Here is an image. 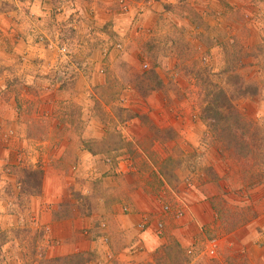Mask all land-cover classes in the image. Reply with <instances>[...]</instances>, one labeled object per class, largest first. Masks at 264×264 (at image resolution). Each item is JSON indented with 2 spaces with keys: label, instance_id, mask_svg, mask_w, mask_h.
I'll return each instance as SVG.
<instances>
[{
  "label": "rangeland",
  "instance_id": "obj_1",
  "mask_svg": "<svg viewBox=\"0 0 264 264\" xmlns=\"http://www.w3.org/2000/svg\"><path fill=\"white\" fill-rule=\"evenodd\" d=\"M218 87L248 122L243 137L254 138L235 154L218 138L220 123L204 119ZM248 112H258L254 121ZM77 148L105 172L79 177L81 188L66 191L68 200L48 204L31 171L56 164L72 176L77 161H86L74 158ZM124 158L141 175L151 170L156 214L181 199L190 207L188 193L201 196L199 203L209 199V213L192 218L198 233L186 247L166 234L172 263L156 251L162 244L142 259L216 264L223 234L243 226L225 228L233 212L264 220V199L246 201L264 197V0H0V264H118L97 249L58 255L49 210L56 204V220L76 200L91 210ZM86 182L95 197L83 190ZM161 193L169 197L164 202ZM139 215L138 229L148 222L165 236L152 210ZM212 238L219 243L214 254L207 251ZM252 244L260 255L264 238ZM131 246L144 251L139 240ZM230 250L239 264L248 256Z\"/></svg>",
  "mask_w": 264,
  "mask_h": 264
},
{
  "label": "crops",
  "instance_id": "obj_2",
  "mask_svg": "<svg viewBox=\"0 0 264 264\" xmlns=\"http://www.w3.org/2000/svg\"><path fill=\"white\" fill-rule=\"evenodd\" d=\"M257 113L248 112L246 117L249 116L248 119L254 121V116H256ZM259 115H261V112L258 116ZM61 147L64 150H68L69 144L65 143ZM87 153V151L77 148L72 155L74 158L78 157V159H82L83 157L85 159ZM147 162L148 164H152L149 160ZM77 164L78 165L74 166L76 170L72 173V176L65 173L63 175L62 168L59 165L56 166V164L53 167H41V186L44 191L42 194H45L44 196L46 198L44 201L49 204L60 198L68 200L70 194H66V191H70V188L74 190L75 188L77 190L81 188L79 185L77 186L79 177L93 179V176H101V172L106 170V168L103 169L100 165H94L93 159L92 162L90 160H78ZM126 164L130 165V169H127L129 170L128 172L124 170ZM119 165L121 168L119 173H116L117 175L111 179L107 177L109 181L106 182L107 187H103L104 194L100 193L98 197H95L96 190L89 185L90 181L89 183L86 182L88 184L83 190L85 189L84 191L89 192L90 195H94L93 197H95L92 204L94 201L96 204H93L92 211L89 208L86 209V206H83L81 202L76 200L73 205L66 207V209H64L65 213H61L60 218L56 220L51 213L56 204H51L52 208L49 210V225L51 231L48 234L52 239V243L59 244L55 246L58 255H64L73 251L81 256L86 254L89 250L93 252V250L97 249L96 252H103L106 258L107 256L114 257L115 262L118 264H155L152 256H145V259H142V255H150L156 246L165 242L168 238L166 234L174 233L175 240L178 241L182 247H186L193 239V236L198 233V227L194 225L192 218L195 215L204 218L205 215L209 213V211L206 210L204 212L203 210V204L207 201L209 202L208 198L207 201L199 203L201 196L198 197L192 193H188V197H193V200L198 202V204L193 201V204L189 207V212L180 217V219L173 214L165 215L162 212L156 214L153 211L154 200L152 199L154 192L153 187L156 184L154 182L155 178H153L150 173L151 170L141 175L137 170L138 167L136 168L133 161L127 158L121 159ZM159 177L162 178L160 174ZM67 184L73 186L69 187ZM47 195L50 197H47ZM161 197L164 199H161L160 202H164L169 198L163 195V193H161ZM263 199L264 197L261 196H257V198L248 197L246 201L252 204V206H256V202L261 201L263 203ZM235 202H237V200H235ZM124 208H126V210H124ZM151 210L152 222L162 221L165 225V236L163 237H158V235L155 234L152 225L147 226V228L143 230L136 227L140 219L139 213ZM256 217L257 220L254 218V220L247 222L241 228L223 234L227 242V244H225V251L223 252L225 256L222 255L221 257L220 255L219 260H216L218 261L216 264H239L238 253L235 260H232V254H235L230 250L232 248H237L238 251H248V256L241 254L244 260L242 264H264V255H262L264 254V246L260 249L261 254L255 256V252L258 253L259 249L252 244L255 237L260 238L261 236L264 238V220L260 219L261 214L259 213ZM262 217L264 218V215H262ZM259 220H261L260 222L262 223H260ZM225 224V228L229 229L228 223ZM253 225L255 226L253 227ZM135 240L142 242L143 252L139 251V253H135L131 249V243ZM250 255L251 257L249 259ZM258 256L262 257L259 258ZM96 259H98L97 256ZM97 263L99 264V262ZM198 264L205 263L200 262Z\"/></svg>",
  "mask_w": 264,
  "mask_h": 264
},
{
  "label": "trees",
  "instance_id": "obj_3",
  "mask_svg": "<svg viewBox=\"0 0 264 264\" xmlns=\"http://www.w3.org/2000/svg\"><path fill=\"white\" fill-rule=\"evenodd\" d=\"M230 99L231 98L228 96L227 92L224 89L218 87V90H216L214 93H211L209 100L210 102L207 103L208 105L204 107V119L207 120L208 124L213 127L215 126V124L220 123L219 127L221 128V131L218 133V138L220 139L221 142L225 143L224 145L226 148H228V150H230L233 154H235L236 151L241 147L245 148L248 147V145H253L252 142H254V138L251 136L252 133L250 134L246 133L247 134L246 138L243 137L242 134L247 129L248 122L244 120L242 113H240L238 109H236L233 106ZM216 109L217 110L221 109V110L215 111ZM224 119L228 121H224ZM234 127L242 128L243 129L242 133L238 134L236 130L233 129ZM252 151H253L252 149H248L246 151V155L247 156H249V154L253 155ZM31 174L36 178L37 175L39 174L41 181L42 178L41 170L36 169L34 171H31ZM36 183L37 185L41 184L40 182H36ZM209 198H211V200H214L213 196ZM218 212H220V215H222L221 211ZM232 215L234 217V221L232 223H229V229L232 230L238 226L244 225L247 222L251 221V219H249V216L246 212H233ZM160 248L162 249V256H164V258L167 259L168 263H172L171 253L169 249H167V246H164V244H162L159 248L156 249V251L159 252Z\"/></svg>",
  "mask_w": 264,
  "mask_h": 264
},
{
  "label": "built area",
  "instance_id": "obj_4",
  "mask_svg": "<svg viewBox=\"0 0 264 264\" xmlns=\"http://www.w3.org/2000/svg\"><path fill=\"white\" fill-rule=\"evenodd\" d=\"M124 210H126V208H124ZM161 210H162V213L165 215L173 214L175 217L180 218L184 216V214L189 212V206L183 199H181L180 202L178 203V206H175V208L168 203H163L161 205ZM163 224L164 223L162 221H158L156 224V228L158 230L157 229L156 230L159 231L160 229H162ZM147 226H148V222L140 223V228H144ZM208 244H209V248H207L208 253L214 254L217 248L219 247L218 241L215 238H212L209 240Z\"/></svg>",
  "mask_w": 264,
  "mask_h": 264
}]
</instances>
